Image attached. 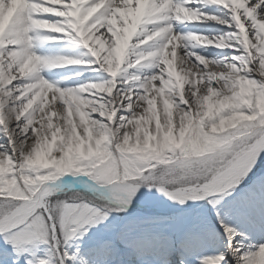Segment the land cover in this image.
<instances>
[{
	"label": "bare ground",
	"instance_id": "6f19581e",
	"mask_svg": "<svg viewBox=\"0 0 264 264\" xmlns=\"http://www.w3.org/2000/svg\"><path fill=\"white\" fill-rule=\"evenodd\" d=\"M259 89L264 0H0V193L27 196L0 220V233L38 210L55 233L48 200L59 186L169 210L235 186L264 160V133L210 180L175 191L120 181L96 188L62 172L28 197L16 170H64L73 160L105 167L138 149L160 162L202 153L263 109L254 103ZM258 193L242 214L264 226V186ZM124 244L132 258L143 248Z\"/></svg>",
	"mask_w": 264,
	"mask_h": 264
},
{
	"label": "rangeland",
	"instance_id": "374dc122",
	"mask_svg": "<svg viewBox=\"0 0 264 264\" xmlns=\"http://www.w3.org/2000/svg\"><path fill=\"white\" fill-rule=\"evenodd\" d=\"M262 94L264 90L259 89L254 103L262 101L263 109L254 110L244 116V123L214 136L202 153L177 152L160 162L150 158L154 156L152 152L149 155L138 149L136 155L118 156L115 163L105 167L102 160H73L64 170L54 166L27 171L22 165L16 171L22 182L32 188L28 197L54 183L62 172L80 173L100 186L118 181L170 191L199 186L221 172L244 146L263 135ZM98 153L103 156L107 151ZM9 169V165L4 168ZM4 181L12 183L9 177ZM263 186L264 160L235 186L219 190L200 205L180 212L153 208L129 211L89 190L55 188L48 200L55 233L49 215L32 211L20 224L0 235V264H119L121 260L126 264V259L119 258L124 256L121 247L126 245L125 240L132 249L143 247L137 258H131L133 264H170L174 259L180 264H264V226L249 222L242 214L248 211L243 205L253 202L249 193H258ZM59 195L61 198H56ZM26 197L0 193V220Z\"/></svg>",
	"mask_w": 264,
	"mask_h": 264
}]
</instances>
